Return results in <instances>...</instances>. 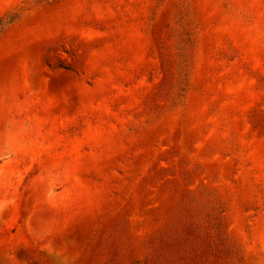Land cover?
<instances>
[{
  "label": "rangeland",
  "instance_id": "1",
  "mask_svg": "<svg viewBox=\"0 0 264 264\" xmlns=\"http://www.w3.org/2000/svg\"><path fill=\"white\" fill-rule=\"evenodd\" d=\"M0 264H264V0H0Z\"/></svg>",
  "mask_w": 264,
  "mask_h": 264
}]
</instances>
